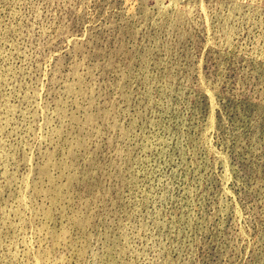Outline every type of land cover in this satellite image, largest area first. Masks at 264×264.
<instances>
[{"label":"rangeland","instance_id":"obj_1","mask_svg":"<svg viewBox=\"0 0 264 264\" xmlns=\"http://www.w3.org/2000/svg\"><path fill=\"white\" fill-rule=\"evenodd\" d=\"M0 264H264V0H0Z\"/></svg>","mask_w":264,"mask_h":264}]
</instances>
